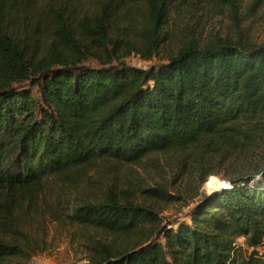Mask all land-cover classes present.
<instances>
[{
  "label": "trees",
  "instance_id": "obj_1",
  "mask_svg": "<svg viewBox=\"0 0 264 264\" xmlns=\"http://www.w3.org/2000/svg\"><path fill=\"white\" fill-rule=\"evenodd\" d=\"M69 1L0 0V30L12 22L0 52L14 61L0 74V264L32 255L45 196L60 206L46 213L82 232L86 264H264V41L189 38L165 63L127 61L154 58L172 14L227 8L237 18L244 0H95L81 16ZM258 151L261 163L224 179L230 189L199 196L210 161ZM152 156L199 174L187 179L199 199L184 218L156 209L173 201L161 184L119 188L122 169Z\"/></svg>",
  "mask_w": 264,
  "mask_h": 264
},
{
  "label": "rangeland",
  "instance_id": "obj_2",
  "mask_svg": "<svg viewBox=\"0 0 264 264\" xmlns=\"http://www.w3.org/2000/svg\"><path fill=\"white\" fill-rule=\"evenodd\" d=\"M94 3L95 0H70L68 7L74 9L77 16H81ZM253 4L254 0H244L238 10L237 18L232 17L230 10L227 8L222 12L217 9L209 10L207 8L191 9L192 19H184L172 14L167 27V44L159 49L154 58L147 61L132 55L127 61L132 66L144 69L152 65L165 63L169 53L182 41L189 38H199L205 42L215 37H235L237 36L235 35L236 33L242 32L251 41L261 43L264 41V0L256 5ZM78 21L76 19L74 23H69L68 27L73 29ZM14 27L19 28V32L14 34L15 40L21 43L23 34L20 31L22 26L20 27V25L18 26L14 23ZM0 34L12 37V22L8 24L7 28L2 27ZM13 63L11 54L0 52V74H2L1 71L3 69L12 70L11 66ZM258 152L260 153L256 154L257 159H214L209 162L211 163L210 166L206 165V169L207 171L211 169L212 172L210 174L225 181L224 179L250 170V166L257 161L261 163L263 161V153L262 151ZM141 165L121 170L119 173V177H121L119 188L136 195V190H134L136 188L139 190L161 184L173 201L166 205L157 204L156 209L165 216V220L184 218L199 199L197 197L190 200L191 192L189 191L187 179L191 172L196 176L199 174L194 172V168L188 162L182 163L178 160H173L171 157L152 156L147 158ZM207 176L200 181L199 186L197 182V191L200 197L217 191L207 192L203 185V181ZM47 208H60L56 198L45 196L39 202L37 210L38 213H41V218L38 228L36 230L32 229L28 236L29 245L34 251H31L32 255L24 264H29V261L34 257L44 258L49 264H86L88 254L85 253V249L80 245L82 232L66 224L65 213H46ZM54 217L56 220H54ZM26 229L29 230V227L26 226ZM84 233L102 241H108L106 234H95L91 233V231H84ZM236 244L243 245V240L236 241Z\"/></svg>",
  "mask_w": 264,
  "mask_h": 264
},
{
  "label": "bare ground",
  "instance_id": "obj_3",
  "mask_svg": "<svg viewBox=\"0 0 264 264\" xmlns=\"http://www.w3.org/2000/svg\"><path fill=\"white\" fill-rule=\"evenodd\" d=\"M223 180L218 179L215 175L209 174L203 181L204 187L207 189V192H212L214 190L220 189V184Z\"/></svg>",
  "mask_w": 264,
  "mask_h": 264
},
{
  "label": "built area",
  "instance_id": "obj_4",
  "mask_svg": "<svg viewBox=\"0 0 264 264\" xmlns=\"http://www.w3.org/2000/svg\"><path fill=\"white\" fill-rule=\"evenodd\" d=\"M240 241V240H243V238L242 237H239V238H237L236 239V241ZM236 241H235V243H236ZM262 252L264 253V247H263V249H262ZM29 264H49V262L46 260V259H44V258H41V257H34V258H32L30 261H29Z\"/></svg>",
  "mask_w": 264,
  "mask_h": 264
},
{
  "label": "clouds",
  "instance_id": "obj_5",
  "mask_svg": "<svg viewBox=\"0 0 264 264\" xmlns=\"http://www.w3.org/2000/svg\"><path fill=\"white\" fill-rule=\"evenodd\" d=\"M257 179H259V177H257ZM232 187V184L231 183H229L228 181H223V182H221V184H220V188L221 189H230Z\"/></svg>",
  "mask_w": 264,
  "mask_h": 264
},
{
  "label": "water",
  "instance_id": "obj_6",
  "mask_svg": "<svg viewBox=\"0 0 264 264\" xmlns=\"http://www.w3.org/2000/svg\"><path fill=\"white\" fill-rule=\"evenodd\" d=\"M219 190H221V188ZM219 190H217V191H219ZM214 191H216V190H214ZM210 194H212V193H210ZM210 194H208V195H210Z\"/></svg>",
  "mask_w": 264,
  "mask_h": 264
}]
</instances>
